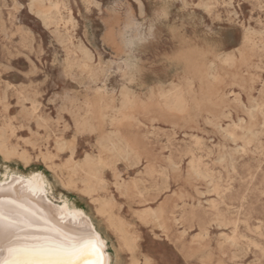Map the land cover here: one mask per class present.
<instances>
[{
    "label": "rangeland",
    "instance_id": "374dc122",
    "mask_svg": "<svg viewBox=\"0 0 264 264\" xmlns=\"http://www.w3.org/2000/svg\"><path fill=\"white\" fill-rule=\"evenodd\" d=\"M43 2L46 20L33 0H0V125H16L12 141L33 156L48 149L62 163L69 150L58 152L54 138L66 137L77 159L95 151L102 165L112 163L104 167L110 186L118 166L128 190L117 194L114 212L138 235L142 260L264 264V0ZM163 5L167 15L154 22ZM109 26L130 42L139 30L146 41L116 49L106 38ZM218 32L228 33L226 43L213 41ZM86 47L91 59L84 67ZM158 83L184 88L187 110L153 106ZM127 90L137 105L123 114L139 121L111 124ZM33 105L41 127L30 115ZM85 120L94 131L77 128ZM112 130L139 153L137 163L100 150L98 137ZM192 160L206 177L192 173ZM33 171L46 177L28 175ZM0 202L5 209L22 204L21 211L66 230L88 225L86 211L107 238L114 264H130L90 198L65 188L41 158L26 166L0 155ZM150 207L163 211L162 220L141 219Z\"/></svg>",
    "mask_w": 264,
    "mask_h": 264
},
{
    "label": "bare ground",
    "instance_id": "6f19581e",
    "mask_svg": "<svg viewBox=\"0 0 264 264\" xmlns=\"http://www.w3.org/2000/svg\"><path fill=\"white\" fill-rule=\"evenodd\" d=\"M33 1L37 2L40 5V9L38 8L39 9L38 12L42 15L44 20L50 18V16L43 9L44 8L43 0H33ZM70 10H71V7H70ZM111 26H109L106 32V38L107 40L111 41V43L114 45L116 49H121V47L132 49L130 45L133 47V44L135 43L136 39L140 41L145 40L144 34L139 32V30H137L136 36L133 37L132 41L130 42L129 40H126V38L122 37L119 28H118L117 33H114ZM154 33H155V30L153 29V34ZM250 39L251 38L247 34L245 37V44L249 43ZM82 52H83V57H82L83 62L81 63V65L86 67L88 66V61L91 59V54H90V51L87 49V47L82 48ZM207 75L214 76L213 71L212 70L207 71ZM189 83H192V80H190V78H189ZM158 84H159L158 86L155 85L153 87V106L154 104H161L164 110L176 111V112H181V113L187 110L189 104H188V98L186 95V90L184 88L179 87L178 85H175V84H172V86L169 88H163L164 86L162 84L160 83ZM120 100H121L120 107L118 109V111L120 112V115L118 114V115H113L109 117L110 123L114 124L116 122H121L124 120L128 122L139 121L137 117H134V116L127 117L123 114L124 110L130 109L137 105L136 95L127 90L125 93H123L122 98ZM220 101L222 104L226 102V100L222 97L220 98ZM36 109H37V106L33 105L32 112H30V115L35 118V124L38 127H41L43 125L44 118L41 115H38V114L35 115ZM76 124H77V128L81 130L94 131L96 128L94 124H92L88 120H85L82 122L77 121ZM218 126L220 130L227 131L225 130L223 126L221 125H218ZM16 129H17L16 125L11 121L7 122L4 125H0V155L2 156L3 160L6 163H9L15 159H18L19 161L23 162L24 165L27 166L31 163L33 159L41 158L43 162H45L49 168L53 169L56 172V174L60 178L62 185L65 188L78 191L90 198V200L95 204L97 214L102 216L105 219L108 227L111 228L117 234L118 241H119V248L122 250H126L130 253V256H131L130 264H145L146 261H152L151 258L149 257H145L144 260L139 258V256L137 255V252L139 249L138 235L130 231L128 229V224L125 223V221L118 218L114 212L115 207H117L118 205L117 194L119 195L124 194L128 190L126 183L122 181V177L120 175L121 171L119 170L118 166L113 167L115 180L110 186V183L108 182L106 178L107 172L105 168L107 166L108 167L112 166V163L107 160L106 162H108L109 164L102 165L99 161L100 159L96 157L97 154L95 153V151L93 152L87 151L82 158L77 159L76 158V155H77L76 146H72V144L70 143V140L66 139V137L59 135L54 138L55 147L58 152H64L66 150H69V156L62 163H58L56 162L57 154L54 152H51L48 149L47 151L40 150L38 155L33 156L27 149L19 147L18 144H15L12 141V136L15 134ZM29 129L33 131L31 127H29ZM227 132L231 138L235 137V134L232 131H227ZM74 137H77V133H75ZM97 141H98L100 150L102 152L104 151V152L109 153L110 155H116V156L122 157L125 160H134V162L136 163L140 160L139 153L130 147L127 139L117 130L110 131L106 137L99 136ZM29 142L33 143L32 140H30ZM190 168H191L192 173L196 174L197 176L206 177L205 172L201 170V168L199 167L198 160H192ZM17 173H20V172H17ZM41 174L44 175V173L41 171H33L28 175H41ZM113 188H115V191L113 190ZM146 210L140 213V217L143 221L147 222L149 219L151 218L153 219V217L156 220H159V221L162 220L163 218L162 210L160 209L156 210V209H153V207H150L149 210L147 211ZM84 218L88 220V225L86 224L85 226L84 225L83 226L86 228L90 227L92 231L97 233V236L99 237V239L103 241L102 258L106 260V264H114L112 255L110 251L108 250L107 238L98 229L94 220L86 211L84 212ZM175 220L178 221V218L175 217ZM201 236H204V235H201ZM86 259L95 260L97 259V257L95 256V254H93L89 250Z\"/></svg>",
    "mask_w": 264,
    "mask_h": 264
},
{
    "label": "snow or ice",
    "instance_id": "6c2138e0",
    "mask_svg": "<svg viewBox=\"0 0 264 264\" xmlns=\"http://www.w3.org/2000/svg\"><path fill=\"white\" fill-rule=\"evenodd\" d=\"M167 12V6H161L154 22ZM228 38L227 32H218L213 41L221 44ZM11 204L15 205V201ZM22 208V204L7 209L0 206V264H103V241L90 227H77L74 223L66 230L63 225L57 227L50 219L21 211ZM89 250L97 259H86ZM155 264L171 261L157 257Z\"/></svg>",
    "mask_w": 264,
    "mask_h": 264
}]
</instances>
